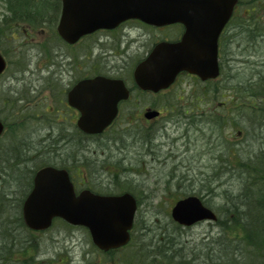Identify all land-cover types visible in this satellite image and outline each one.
I'll return each instance as SVG.
<instances>
[{
	"label": "rangeland",
	"instance_id": "1",
	"mask_svg": "<svg viewBox=\"0 0 264 264\" xmlns=\"http://www.w3.org/2000/svg\"><path fill=\"white\" fill-rule=\"evenodd\" d=\"M40 8L41 16L47 14L48 11L43 12L44 8L47 7L41 4ZM8 15V11L0 4V25ZM51 24L53 28L55 21ZM51 24L45 26L48 30L47 35L50 36L52 32ZM39 29L42 30L44 27ZM50 36L46 40V44H49L52 54L49 57V63L54 64V66L50 65V67L47 65V57L43 55L39 47L42 44V39L33 40L24 34H15L16 39L12 40L16 51L10 54L13 63L1 80L0 110L5 109L3 100L8 94L12 95L14 100L20 95L25 99L23 102L17 101L20 102V106L16 113L17 116L24 118V123L20 128H16L17 130L14 132L15 138L19 140L15 143L18 146L27 147L31 139L33 141L36 139L39 143L42 142L43 148L49 152V156H52L51 152L53 150L60 149L58 155L63 158L77 155L81 159L92 157L103 160L105 157L110 156L111 160L103 161L104 165L100 163V166H97L98 171L94 173L95 176L91 175L88 184L96 189H111L109 191H114L113 181L108 173L110 171L105 170L104 166L113 164L120 169V171L119 169L115 171L118 175L113 178L120 182L122 181L119 185L127 186L141 201L136 217V225L139 224L141 228L138 232L140 242L145 243V241H148L149 235L152 240L147 243L151 242L154 245L161 230L173 232L186 245V249L182 254L194 253L192 255L195 257H190L194 264H199L206 258L207 248L205 249L204 247L206 242L212 241L214 245L212 249L223 250L225 254L233 251L235 246L228 243L230 249L225 247L228 244L221 238L220 230L215 224L202 222L187 229L182 228L179 230L176 228L174 226L176 224L170 217L173 204H170L167 198L172 199L174 195L197 194L209 201V205L217 209L220 218L223 215L225 217L224 206L227 201L224 194L225 192L233 193V195L236 192L238 193L242 180L234 168L231 169L229 174L225 173L222 166L225 167L226 165L220 162L219 158H227L230 147H236L238 151L241 149L238 152L239 156H249L254 150L264 144V125H260L261 122L259 121L262 118L260 113L255 114L251 109L242 108L243 113H241V116L235 117L237 111L229 112L228 104L223 105V103L228 100L230 102L231 97L243 100L249 94L242 89L244 81L252 75L254 76L256 72H258L256 74L264 72V37H259V43L256 47L244 43V40L242 42L241 39L238 40V43L242 42L240 45L235 44L233 46L232 51L234 50L235 60L228 62L226 74L221 84V94L216 96L219 100H216L213 96L214 102L206 105V108L204 107L207 116L196 115L194 117L197 124L193 123V126L189 127L190 119L184 115L187 108L181 107L176 112V115H167L165 119L167 123L163 122L161 130L156 126L150 131H156L157 135L150 137L144 135L135 138L124 133L116 134L114 136H119L118 141L114 144L108 141L110 145L107 148L92 146L90 151L82 153L83 151L76 152L71 147L72 144L79 143L76 141H63L61 144L56 143V145L42 141L49 134L47 128L52 120L62 122L59 119V115L46 114L52 111L54 107L58 108L56 98L53 97L48 89L51 88L49 85L52 84L53 87L59 88L58 85L62 87L66 83L69 84L70 80L69 77L63 79L60 75L62 70L58 57L60 59L65 49H62ZM18 60L21 61V66L17 63ZM31 71H34L33 74ZM17 78L20 79V83ZM10 89L11 91L9 92ZM171 95L173 99H177V96H179L181 98L179 101H188L189 104L192 101L195 103L199 102L198 104L202 106L201 101L207 102L210 100L208 96H205L206 93L204 95L200 84L196 85V82L190 78H187L184 84L179 83L171 92ZM171 95L168 99L171 98ZM60 111H63V108ZM196 112L200 114L202 111ZM226 114L229 115L228 118L225 117ZM216 115L222 116L223 119L215 117ZM45 117L47 118L45 119ZM215 121L222 122L224 127L222 128V125ZM59 122L54 123V125L59 126ZM234 122L237 123V127L233 125ZM164 127L168 128L167 134H165L166 130H163ZM247 129L248 131L250 130L248 138L246 135ZM66 132L68 131H63V133ZM70 134L72 135V133ZM9 136H5L0 142L1 154L7 147L9 148L8 143L5 142ZM230 142L235 144L233 143L231 146L229 145ZM31 146L33 148L32 144ZM51 147L52 149L50 150ZM36 149L42 152V147H37ZM146 160L149 161L148 166L142 169V165L139 164H145ZM116 161L122 164V167L113 163ZM130 164L131 167L138 170L124 168L125 166L129 167ZM73 172L76 174V170ZM19 189L20 191H16L18 196L13 198L12 204H8L10 207L6 208L8 211L6 212L7 215L15 214L18 210L19 197L22 194L23 187ZM4 215L0 216V220L7 221ZM223 236L229 238L226 235ZM35 242H39L38 244L36 243V250L37 254L42 255L40 258L55 259L59 256H64L63 262L56 264H70L69 260L68 262L66 261V257L70 258L73 264H80L84 259L83 253L87 249L90 251L93 248L91 237L87 231L84 229H68L60 224H57L46 233L37 235ZM223 242L224 246L220 244ZM176 243L178 244V241ZM134 250L130 248L127 251L134 252ZM98 254L97 250L92 254L93 258H96L95 260H98ZM216 256L217 253L213 257L215 258ZM10 257L9 263L5 262L4 259H0V264H18L14 263V260L19 257L18 255ZM227 259V261H233L237 259V256L230 255ZM238 259H243V257H238Z\"/></svg>",
	"mask_w": 264,
	"mask_h": 264
},
{
	"label": "water",
	"instance_id": "2",
	"mask_svg": "<svg viewBox=\"0 0 264 264\" xmlns=\"http://www.w3.org/2000/svg\"><path fill=\"white\" fill-rule=\"evenodd\" d=\"M235 0H63L59 32L74 42L99 28L114 27L128 19H139L152 25L181 21L188 26L183 41L160 44L137 69L136 79L143 88L158 90L172 81L178 70L185 68L207 79L218 75V36L229 20ZM205 34L198 39L194 30ZM5 62L0 56V73ZM122 83L102 78L81 82L75 92L82 103H73L82 115L78 126L87 133H99L110 124L116 103L122 94ZM115 94L109 97L110 94ZM3 125L0 122V135ZM26 224L33 230L51 226L55 217L90 230L93 242L103 250L118 248L130 240L137 203L130 194L98 196L88 191L79 197L64 172L53 168L40 170L35 187L24 203ZM173 218L182 225L201 220H216L215 213L197 196L180 200L172 210Z\"/></svg>",
	"mask_w": 264,
	"mask_h": 264
},
{
	"label": "trees",
	"instance_id": "3",
	"mask_svg": "<svg viewBox=\"0 0 264 264\" xmlns=\"http://www.w3.org/2000/svg\"><path fill=\"white\" fill-rule=\"evenodd\" d=\"M8 1L9 10L13 14V18L11 17L9 22L12 23L26 22L33 18L31 13L35 15L41 14V4L47 7L44 8L43 12H55L57 6V0ZM248 1V5L245 2L244 6L245 9L249 10L244 19V39L245 43L256 47L259 43L258 37L264 35V16L260 12V6L262 3L264 4V0ZM5 25H9V23ZM256 73L246 79L242 86L243 91L249 93L248 96L244 97L243 100L231 97L230 102H237L236 105L251 109L255 114L260 113L262 118L259 122H261L260 125H264V72ZM214 89L215 92L219 91V88ZM8 102L10 101L8 100ZM8 108L10 115L16 111L15 104ZM215 117L218 116L216 115ZM18 122L21 123L20 120ZM83 140L80 139V141ZM16 141L18 142L19 140L15 138L10 142L8 144L9 148L7 147L4 152L2 150V154L0 151V197H2L0 198V216L5 214L4 217L7 219V221L0 220V259H4L5 262L9 263L10 256L18 254L20 257L14 260V263L56 264V261L53 263L51 260H40L38 262L33 256L36 246L33 244L34 239L29 236L28 231L31 234L33 232L25 224L21 207L25 195L32 186L31 178L33 174L37 168L45 164L42 153L46 150L43 147L42 152L37 150V146L32 139L27 147L18 146L15 143ZM71 147L76 152L84 150L82 145L80 147ZM219 160L225 163L226 168L229 166L233 167L242 180L238 193L236 192L233 195V193L225 192L224 195L227 201L224 206L225 217L219 221L221 234L230 238H228L229 242L227 241V244L234 245L235 249L229 254H225L223 250L212 249L213 243L208 242L204 245L205 249L207 248V256L199 264H264V144L254 150L249 156H239L230 147L228 157H220ZM230 171L231 169H229ZM22 187L23 191L19 197L18 210L15 214L7 215L6 212L8 211L6 208L10 207L8 204H12L13 198L18 196L16 191H20L19 188ZM118 187L124 188L125 186L119 185ZM66 227L69 226L66 225ZM178 229L180 230V228ZM171 233L167 230H161L154 245L151 242H140V236H136L128 246L121 250L99 251L98 260H93V263L88 264H194L190 259V257H195L192 255L194 253L182 254L186 249L185 243L179 240L173 232ZM149 240L151 241L152 239ZM176 241H178V244ZM220 244L224 246V242ZM225 247L230 249L229 244ZM130 248L135 249L134 252L127 251ZM212 252L217 253L215 258L213 257L215 253ZM230 255L237 256V259L227 261ZM238 257H243L244 260L238 259ZM59 259H63V256H60Z\"/></svg>",
	"mask_w": 264,
	"mask_h": 264
},
{
	"label": "flooded vegetation",
	"instance_id": "4",
	"mask_svg": "<svg viewBox=\"0 0 264 264\" xmlns=\"http://www.w3.org/2000/svg\"><path fill=\"white\" fill-rule=\"evenodd\" d=\"M25 32L33 40L42 39V44L39 47L41 50L43 49V54L48 56L49 45L46 44V40L50 35H47V28L26 30ZM184 33L185 28L182 24L154 27L138 20H130L114 29H99L87 34L81 37L74 45L62 40L65 52L61 54V76L63 79L67 77L70 79L68 88L65 90L66 96L71 89L70 87L83 79L97 76L121 79L129 89L130 97L120 103V115L116 123L124 121L120 120L121 115H124V119L131 123L136 120H141L146 124L157 122L163 116V112L159 107L165 105L163 97L166 91L154 93V102L148 103L144 96L148 93L153 94V92L139 89L134 79V70L149 55L157 43L161 41L177 42L181 40ZM227 44L228 30L225 27L219 38V56L220 60L224 61L223 63L228 59L234 58L233 56H228ZM186 76L197 78L190 74H186ZM130 102L134 103L130 104ZM173 102L179 103V101ZM168 104L169 102H167ZM71 110L72 119H75L78 112L74 108ZM147 110H159L160 117L148 119L145 116ZM87 150H90V148L86 147L84 152H87ZM85 164L90 168H95L97 160H86ZM69 169L77 194L85 189H91L95 193L109 194L105 190H94L86 183L88 181L86 178V181L81 180L79 173L71 174V168L69 167Z\"/></svg>",
	"mask_w": 264,
	"mask_h": 264
},
{
	"label": "bare ground",
	"instance_id": "5",
	"mask_svg": "<svg viewBox=\"0 0 264 264\" xmlns=\"http://www.w3.org/2000/svg\"><path fill=\"white\" fill-rule=\"evenodd\" d=\"M176 87H177V86H171V87L168 88V90H169L170 92H172ZM112 94H113V92H112ZM113 95H115V94H113ZM211 120H212V119H211ZM14 139H15V136L13 135V136H11V137L7 140L6 143H10V142H12ZM6 177H7V176H6ZM0 198H2V197H0Z\"/></svg>",
	"mask_w": 264,
	"mask_h": 264
}]
</instances>
